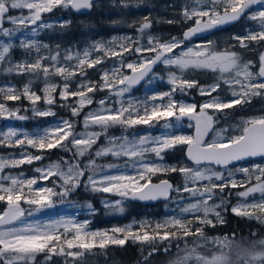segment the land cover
I'll return each instance as SVG.
<instances>
[{
	"label": "snow or ice",
	"instance_id": "obj_1",
	"mask_svg": "<svg viewBox=\"0 0 264 264\" xmlns=\"http://www.w3.org/2000/svg\"><path fill=\"white\" fill-rule=\"evenodd\" d=\"M120 4L132 6L131 0ZM95 7L96 0H0V74L29 77L22 87L0 86V120L56 118L51 127L31 133L0 129V149L19 150L0 154V264H88L89 257L129 241L140 246L137 264H153V257L170 253L167 264H264V237L208 234L227 222L223 213L229 210L264 225V108L235 116L255 98L264 100V0H182L176 18L167 21L182 31L167 38L149 31L148 16L131 25L137 35L96 41L82 51L62 53L60 45L53 49L29 38L72 23L50 21L46 14ZM242 20L243 34L231 35L224 48L214 39L193 40ZM17 47L29 58L14 60ZM248 53L256 59L246 58ZM161 65L166 75L155 71ZM199 75L212 80L201 83ZM157 79L166 80L167 91L151 90L143 99L131 95L142 82L151 85ZM38 80L43 82L39 93L33 90ZM192 90L201 101L185 99ZM97 94L102 95L97 99ZM22 100L30 107L9 104ZM56 108L69 117L58 116ZM139 126L161 131L142 133ZM185 126L194 133L182 131ZM177 148L189 163L166 161ZM54 149L65 155L35 167L36 175L12 171L45 161ZM105 158L116 162H98ZM173 173L180 183L171 179ZM41 181L51 186H40ZM81 188L121 197L104 201L121 213L124 199H163L176 209L162 220L106 230H92L88 219L35 218L65 204L94 215L92 203L70 199Z\"/></svg>",
	"mask_w": 264,
	"mask_h": 264
},
{
	"label": "trees",
	"instance_id": "obj_2",
	"mask_svg": "<svg viewBox=\"0 0 264 264\" xmlns=\"http://www.w3.org/2000/svg\"><path fill=\"white\" fill-rule=\"evenodd\" d=\"M177 0H144L142 4H138V0H131V7L124 8L120 4V0H102L101 3L97 4L93 10L86 14H77L73 11H61L56 10L52 14H46V19L52 20L54 18L57 19H68L71 20L72 23L69 27L62 30V36L66 41H70L76 43L77 46H80L81 43L83 45L87 42V32L84 31V27H88L89 31H91L92 36L101 37V38H112L113 35L123 33L124 35H137L135 31V27L131 25L138 26L140 22H142L143 17L148 16L153 21V27L150 29L152 34L158 35L162 38H167L168 35H164L163 33L179 35L182 31L180 25L177 24H169L168 20L176 18L177 12L179 11L178 7L173 8L171 5H177ZM241 26H246L245 21H239L235 23L234 26L225 28L222 31L215 32L217 34L219 32L230 31L235 34H242L239 29ZM159 31L163 32L160 33ZM51 32L48 30H42L40 33V38L44 41H47L50 45L55 40V36L52 37ZM24 50L20 48H16L12 53V58L14 60H22L24 57ZM248 59H256V56L253 53H248ZM93 77L96 76L95 70H90ZM157 73L161 75H166L164 68L159 66L155 70ZM29 77L27 76H16V75H5L0 74V86H3L6 83H12L17 87H20L23 83L27 81ZM200 79L201 83L211 82V75H199L196 77ZM39 82H34V88H37ZM163 86V85H162ZM169 88L161 87L160 89ZM40 90V89H39ZM39 90L37 91L39 93ZM159 90V89H158ZM191 95L195 96V92L192 90ZM197 97V96H196ZM199 101V98L196 99ZM11 106H22V107H30L29 102L27 100H22L19 102H9ZM43 107V104H41ZM256 107L264 108V100L260 98H255L249 109L241 112L236 111L235 116L238 118L240 116H248L254 111L259 112V110H254ZM58 112V116H63L65 118L69 117V113L65 109H55ZM25 114V113H22ZM29 117H32L31 112L26 113ZM50 117L40 118V117H32L31 119L25 121H16V124L23 127L25 130H30L38 125L46 124ZM192 129H186V132L190 134ZM13 151L14 149H0V154H6L8 151ZM34 151V150H33ZM65 155L59 150H52L49 154V160H56L60 156ZM102 163H107L110 158H105L100 160ZM166 161L171 164L180 163H189L184 158V150L181 148H177L168 153L166 156ZM35 162L33 165H24L21 169H14L12 171H24L26 176L35 175L33 171V166L36 165ZM155 179V178H154ZM171 179L180 183L182 178L179 174L173 173L171 174ZM106 197V194L103 193H93L90 191H86L83 188L78 190V192L73 195L70 199L72 201H76L78 204L92 203L96 209L95 214H88L89 220L91 221L90 228L92 230H106L111 229L114 226L123 227L127 225L131 220L141 221V220H162L167 216L173 215V210L176 209L169 201L156 203L153 205H144L140 203H132L125 202V211L123 213H115L111 211L110 208H106L102 204L103 198ZM236 202V198L233 197L231 203ZM166 203H170L172 206L165 210L163 209V205ZM3 205H0V210H2ZM81 211L84 210L85 207H80ZM81 218H84L85 215L81 212ZM225 220L227 221L223 225H218L215 229H209L208 234L212 235H230L235 232L237 234V238H251V239H259L264 237V225L260 224L256 220H249L244 217H237L229 210L226 213H223ZM252 232H258L259 235L253 237ZM140 246L137 244H133L129 241L124 247L119 246H110L107 250L106 255H99L88 258V264H137L142 258L139 254ZM148 247L145 246V251H148ZM173 253H175V249H173ZM172 258V253L165 256L163 254L157 255L153 257V264H167V261Z\"/></svg>",
	"mask_w": 264,
	"mask_h": 264
},
{
	"label": "rangeland",
	"instance_id": "obj_3",
	"mask_svg": "<svg viewBox=\"0 0 264 264\" xmlns=\"http://www.w3.org/2000/svg\"><path fill=\"white\" fill-rule=\"evenodd\" d=\"M178 2H177V4H178V6L182 3V0H177ZM102 2V0H100L99 2H97V4H99V3H101ZM177 6V7H178ZM178 9H179V7H178ZM57 18H54V19H52V20H56ZM244 28H245V26H241V27H239V29L240 30H242L241 31V33L243 34V30H244ZM23 31V30H22ZM49 32H51V33H53L52 34V37H54L55 36V40H54V42L52 43L51 42V45L47 42V41H44V40H42L41 38H40V33H41V31H40V33H39V35L38 36H36V37H29V38H34V39H38V40H41V41H43L44 43H48L53 49H55V47H56V45H60V50H61V52L63 53V50L64 49H66V48H72V49H79V50H83L85 47H87V46H89L90 44H92L93 42H96V41H110L113 37H118V36H123L124 34L123 33H119V34H115V35H113L112 36V38H106V39H104V38H101V37H93L92 36V33H91V31H89V29H88V27H84V31H86L87 32V35H86V37H87V42L83 45V43H81V45L80 46H77L76 45V43H73V42H70V41H66L65 39H64V37L62 36V30H60L59 28H57V29H49L48 30ZM150 31V30H149ZM160 33H163V32H161V31H159ZM164 35H174V34H168V33H163ZM235 33H233V32H230V31H224V32H219V33H217V34H212L211 36H207V37H203V38H207V39H214V40H216L217 42H218V44H219V46L221 47V48H224V47H226L227 46V41H228V38L231 36V35H234ZM17 36L18 37H20V38H23V36H22V33H18L17 34ZM15 43H17L18 44V40H16V41H14ZM194 42H200V40H195ZM232 43H235L234 41H232ZM35 55V53H33V56ZM29 57H27L25 54H24V57L22 58V60H24V59H28ZM18 61V60H17ZM109 66H111V64H109ZM161 68H163V66L161 65ZM89 72L91 73V71L89 70ZM35 82H39V85L40 86H38L37 88H34V84H33V90L34 91H38L39 89H41L42 87H43V82H42V80H38V81H35ZM10 83V82H9ZM12 84V83H11ZM23 85V84H22ZM22 85L20 86V87H22ZM167 87V83H166V80H159V79H157V80H154L152 83H151V85H148V84H146V83H143L139 88H137V89H134L133 90V92H132V96H134V97H136V98H139V99H143L144 97H145V95H147V94H150V91L151 90H154V91H167L168 90V88H166V89H160L161 87ZM159 89V90H158ZM194 92H195V96L193 95H191L190 97H187V98H185V99H188L189 101L192 99V98H195V100L196 99H198L199 98V101H201V97H199L197 94H196V91L195 90H193ZM100 95H102V94H97V99L99 98V96ZM197 96V97H196ZM43 107H47L46 105H43ZM92 107H95V105H93ZM261 109V107H256L254 110H260ZM256 114H259V112H253V113H251L250 115H256ZM250 115H248V116H250ZM56 122V118H54V117H50L49 118V120H48V122L45 124H41V125H38L37 127H35V128H33V129H30V130H25L23 127H21L20 125H18V124H16V122H14L13 120H7V121H4V120H0V129H3V128H6L7 126H13V127H19V128H22L23 130H25V131H28V132H36V131H39V130H42L43 128H45V127H51L54 123ZM186 129H188L187 128V126H185V128L182 130V131H184L185 133H187L188 134V132H186ZM77 130L78 131H82L83 129H82V125H78L77 126ZM138 131H140V132H147V131H151L152 132V134H154V135H156V134H159L160 133V131H161V129H159V128H156V129H151V130H149V129H147L146 127H144V126H139L138 127V129H137ZM193 133V129H192V131H191V133L190 134H192ZM115 134L116 135H119L120 134V132H119V130H116V132H115ZM19 150L18 149H14L13 151H8V153L9 152H18ZM8 153H6V154H4V155H7ZM110 160H112V162H116V161H114L112 158H110ZM49 161H43V162H36L37 164L36 165H34L33 167L35 168V167H38V166H41V163H48ZM99 163H102L101 161H98ZM121 163L123 162V161H120ZM257 162H259V160H257ZM33 168V169H34ZM14 172H16V171H14ZM18 172V171H17ZM26 175V174H25ZM36 175V174H35ZM33 176V175H32ZM45 185H47V186H51V183L49 182V181H41V183H40V186H45ZM103 194H106V197H104L103 198V200H102V204L104 205V201L105 200H107V201H115V200H120L121 199V197H119V196H116V195H112V194H108V193H103ZM125 202H127L126 201V199H124V200H122V205H123V207H124V209H125ZM128 203V202H127ZM236 202H234L233 204H235ZM174 207H176V205L173 203L172 204ZM170 203H166V204H164L163 205V209H165V210H167V209H169L171 206H172ZM25 207H27V206H25ZM111 209V211H113V212H115V213H121V212H119V211H116V210H114L113 208H110ZM125 211V210H124ZM83 213V215H85V217L84 218H81L80 217V213ZM88 214H90L89 213V210L85 207L84 208V210L83 211H81V208L80 207H70V206H68L67 204H65V205H58V207L56 208V209H54V210H50L49 212H47V213H43V214H40L39 216H37V217H35L36 219H48V218H58L59 216H66V217H74L75 219H77V220H79V221H83V220H85V219H90L89 218V216H88ZM31 219V218H30ZM134 220H131V222H129L128 224H130V223H132Z\"/></svg>",
	"mask_w": 264,
	"mask_h": 264
},
{
	"label": "water",
	"instance_id": "obj_4",
	"mask_svg": "<svg viewBox=\"0 0 264 264\" xmlns=\"http://www.w3.org/2000/svg\"><path fill=\"white\" fill-rule=\"evenodd\" d=\"M99 0H96V2H98ZM75 13H77V12H75ZM86 13H88V11H84V12H79V13H77V14H86ZM237 23V22H236ZM235 25V23L234 24H230V25H225L224 27H223V29H221V30H213V33H215V32H218V31H222V30H224L225 28H228V27H231V26H234ZM212 35V34H211ZM207 36H210V35H208V34H201L200 35V37H194L193 38V40H198V39H201V38H203V37H207ZM144 82H142V84H143ZM141 84V85H142ZM141 85H138V86H136V88L135 89H137V88H139ZM193 133H194V128H193ZM184 158L187 160V158H186V156H185V154H184ZM256 160H259V158H256ZM167 178V177H166ZM128 202H132V203H140V204H144V205H153V204H156V203H161V202H165V200H163V199H160V200H157V201H140V200H134V199H126Z\"/></svg>",
	"mask_w": 264,
	"mask_h": 264
}]
</instances>
